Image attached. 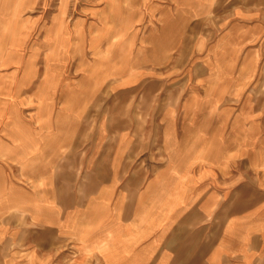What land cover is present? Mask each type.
<instances>
[{"label":"rangeland","instance_id":"374dc122","mask_svg":"<svg viewBox=\"0 0 264 264\" xmlns=\"http://www.w3.org/2000/svg\"><path fill=\"white\" fill-rule=\"evenodd\" d=\"M0 48V146L11 128L24 135L19 116L60 117L61 124L45 126L83 132L81 145L68 153L77 157L69 164L75 170L67 165L55 183L76 194L65 204L71 232L101 230L112 212L114 222L124 215L133 224L146 207L153 211L154 196L148 203L138 197L156 174L164 180L165 197L158 202L167 211L176 204L171 199H185L188 181L205 163L217 167L214 175L226 176V218L240 199L244 210L264 192V0H0ZM73 115L83 122L72 125ZM113 155L124 170H91ZM172 164L183 168L169 172ZM0 166L1 178L15 182H26L38 167L32 160L22 172L13 161ZM89 180L97 183L95 191L112 181L108 204L95 194L79 195ZM2 208L10 220H0V264L117 259L110 251L107 262L106 243L97 254L73 235L58 240L54 229L44 232L36 221L27 230L29 222L11 219ZM177 213L170 231L182 240L187 221L194 220V233L207 222L196 214L188 218L190 211Z\"/></svg>","mask_w":264,"mask_h":264},{"label":"crops","instance_id":"0c3cea01","mask_svg":"<svg viewBox=\"0 0 264 264\" xmlns=\"http://www.w3.org/2000/svg\"><path fill=\"white\" fill-rule=\"evenodd\" d=\"M83 118V116L73 115L70 116L68 122L72 125L81 124ZM57 120L53 121V118L49 116H35L31 119L19 116L16 123L20 125L24 135L13 132V128L9 131L10 133L4 135V143L0 146V164L6 165L7 163L9 166V162L12 164L13 161L19 165L21 172L24 170V165L28 166L31 160L33 167L34 164L38 166L33 169L35 174L26 176V182H19L17 178V182H15L10 176L3 180L0 174V211L3 210L2 206L7 208V211L13 213L11 219H21L26 224L29 222L31 226L27 227V230L31 229V231L35 221L44 232L54 229L58 234V240L73 235L75 242L77 241L82 248L88 247L87 250L95 251L97 254H99V244L106 243L109 249L107 262L110 261V251L113 253V257L114 253H118L117 259H112V262L108 264H264V192L251 197L249 208L246 207L247 209L244 210L240 199L234 204L233 215L226 218L224 205L226 176L220 173L218 176L214 175L217 167L209 163L203 164L200 174L188 181L185 188V199H179L178 196L177 199H171V201H176V204L173 202L167 211L163 212L161 202H158V198L164 200L165 197L161 189V183L164 180L163 177L156 174L138 197L140 203L143 201L148 203L154 196L152 213L147 211L146 207L142 211L141 217L138 218L139 220L132 224L124 220V215L121 217V222H114L115 218L112 212V215L106 218L101 230L92 231L88 227H82L75 228L71 232L67 228L71 222L70 217L65 214V204L69 202V199L66 200L67 196L71 201H74L76 194L65 193V184L62 183L60 186L59 183L57 185L55 183L61 182L63 179L62 175L57 173L77 159L73 155L71 158L68 153L81 145L77 140L83 136V132L80 130L63 131L66 127L45 126L49 123L61 124L64 122L60 117ZM103 147H106L105 150L109 148L105 144ZM122 148L124 149V144H122ZM179 155L177 154L176 157ZM117 157L115 158L117 159ZM115 158L113 155L110 163L105 167H95L91 170L110 173L124 170V164L115 163ZM71 165L70 169L75 170V164ZM182 168L181 164H172L169 172L179 171ZM71 170L68 169V171ZM218 170L220 171V169ZM151 182L154 183L152 191L149 190ZM93 184L97 183L89 180L87 185L81 186L78 191L79 195L85 194L89 197L95 194L108 204L113 197L112 181H105L102 184L104 187L100 185L96 191L92 187ZM194 189L196 190L194 191ZM128 195L129 184L127 183L122 187L121 200L123 201L124 197ZM20 204H25V208ZM51 205H53L52 208L56 215L50 213ZM182 210L191 212L188 218L195 219L196 214V216L199 215L197 218L207 221V224L203 223L201 229H198L195 234V230L192 228L194 220L191 224L187 218L189 221L186 222L184 240L179 234L170 231L174 221L178 218L177 212ZM211 218L214 221L209 227ZM75 219H73V225L76 226L78 222L76 223ZM216 219L222 222L215 221ZM0 220L7 223L10 219L0 213ZM50 220H54L53 223L56 222L57 225L50 224L52 223ZM147 220L152 221L153 224L149 223L152 224V227L151 225L147 227ZM141 221L144 223L143 228L140 226ZM163 221H169V223H163ZM115 225V229L120 228L118 231L113 230ZM190 225L191 229H189ZM83 228H88L89 232L82 234L81 229ZM2 230H0L1 234ZM169 237L171 242L167 243ZM118 240L121 242V246L114 248V243ZM174 241L175 243H172ZM105 264H107L106 261Z\"/></svg>","mask_w":264,"mask_h":264},{"label":"bare ground","instance_id":"6f19581e","mask_svg":"<svg viewBox=\"0 0 264 264\" xmlns=\"http://www.w3.org/2000/svg\"><path fill=\"white\" fill-rule=\"evenodd\" d=\"M59 45V44H58ZM1 49V48H0ZM10 49V48H9ZM11 50V49H10ZM1 55V54H0ZM12 59V58H11ZM14 60V59H13ZM17 60H19V59H17ZM18 63V62H17ZM20 64V63H19ZM10 66V65H9ZM3 67V66H2ZM6 67V66H5ZM91 81V80H90ZM40 104H42V103H40ZM203 106V105H202ZM14 123V122H13ZM15 124V123H14ZM18 128H20V127H18ZM15 129V128H14ZM24 133V132H23ZM159 210V209H158ZM163 212H165V211H163ZM141 219V218H140ZM82 220V219H81ZM150 220V219H149ZM149 220H147V221H149ZM142 222V221H141ZM169 222V221H168ZM153 224V223H152ZM118 227V226H117ZM115 228V227H114ZM133 229V228H132ZM142 229V228H141ZM143 230V229H142ZM140 232H141V230H140ZM146 233V232H145ZM144 234V233H143ZM146 235V234H145ZM142 236V235H141ZM144 236V235H143ZM102 244V243H101ZM100 244V245H101ZM103 245V244H102ZM99 252V251H98ZM104 253H107V251L106 252H104ZM103 253V254H104ZM112 253V252H111ZM134 258H135V256H134Z\"/></svg>","mask_w":264,"mask_h":264}]
</instances>
